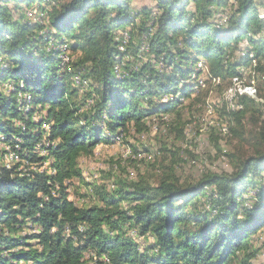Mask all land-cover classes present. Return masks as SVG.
<instances>
[{
  "label": "trees",
  "instance_id": "16d2710c",
  "mask_svg": "<svg viewBox=\"0 0 264 264\" xmlns=\"http://www.w3.org/2000/svg\"><path fill=\"white\" fill-rule=\"evenodd\" d=\"M151 1L0 0V144L13 156L1 149L0 264H251L258 254L264 115L246 95L222 116L236 139L254 117L256 157L231 172L119 183L91 190L90 206L68 200L79 158L128 127L141 133L145 119L172 113L180 137L182 100L201 103L200 82L228 88L250 68L264 100V0ZM29 8L41 19L27 20Z\"/></svg>",
  "mask_w": 264,
  "mask_h": 264
},
{
  "label": "rangeland",
  "instance_id": "374dc122",
  "mask_svg": "<svg viewBox=\"0 0 264 264\" xmlns=\"http://www.w3.org/2000/svg\"><path fill=\"white\" fill-rule=\"evenodd\" d=\"M131 5L134 9H138L144 5L152 6L153 2L131 0ZM188 8L193 7L190 4ZM41 12L36 8H29L25 16L27 20L33 22L38 18L41 19L43 15ZM259 16L264 17L262 10H259ZM141 60L145 61L146 58L142 57ZM250 60L254 65V60ZM66 61L65 59L64 62ZM242 75V78L232 80L228 88L224 84L206 82L203 85L200 82V86L204 87L201 89V103L194 104L191 100H182V108L179 110L181 114L179 123L182 129L180 137L174 133L173 129L170 130L171 124L174 123V115L168 113L145 119L146 130L141 133L128 127L126 132L120 134L121 139H117L115 143L97 145L92 156L79 158L78 165L82 171V181L74 180L71 183L67 191L68 200L78 206H90L96 203L98 198L95 195V198L89 199L91 190L110 192L117 188L119 183L128 185L142 182L149 186H156L168 175L172 179H177L182 186H186L196 182L207 172L229 173L237 162L256 157L257 142L254 134L258 132V128L248 122L254 117L252 119V116L246 115L241 122L245 137L236 139L228 135L229 124L222 116L223 111L232 112L239 109L237 95L240 93L247 97H251L248 94L253 93L252 100L258 105L257 114L264 115V100L257 96L258 93L254 88L255 81L251 79V77L257 78L258 75L250 68L245 69ZM75 80L78 83L79 80L77 78ZM41 166L42 169H50L49 162H44ZM30 168L38 170L35 166ZM261 179L264 183V172L261 173ZM86 184L91 187L88 188ZM253 193L254 191L249 189L243 195V201L247 203ZM121 206L125 207L126 204ZM25 232L30 233L26 230ZM135 234L133 231L129 232L131 238L143 244L144 249L151 245L150 238L140 239ZM254 246L259 249V252L251 264H264L262 236L256 243L254 242ZM143 247L139 250L142 251Z\"/></svg>",
  "mask_w": 264,
  "mask_h": 264
},
{
  "label": "bare ground",
  "instance_id": "6f19581e",
  "mask_svg": "<svg viewBox=\"0 0 264 264\" xmlns=\"http://www.w3.org/2000/svg\"><path fill=\"white\" fill-rule=\"evenodd\" d=\"M233 80H234V79H233ZM235 81H236V78H235ZM247 90H248V89H247ZM247 90H246V91H247ZM249 91H250V90H249ZM238 92H239V91H238ZM240 95H243V94L240 93ZM248 95L251 96L250 98L253 97V96H252L253 93H250V94H248ZM235 96H236V95H235ZM233 97H234V96H233ZM248 97H249V96H248ZM252 99H253V98H252ZM233 100H234V99H233ZM230 101H231V100H230ZM235 102H236V101H235ZM231 103H232V102H231ZM238 103H239V102H238ZM228 104H229V103H228ZM239 105H241V104H239ZM236 106H237V105H236ZM232 107H233V106H232ZM240 108H241V107L239 106V109H240ZM233 110H234V109H233ZM236 110H237V109H236ZM225 131H226V130H225ZM0 145H1V144H0ZM2 150H3V149H2ZM4 150H5V149H4ZM6 152H7V151H6ZM1 153H2V152H1V149H0V160H1V156H2ZM9 156L11 157V159L9 158ZM3 157H4V159L6 158L7 163L13 160V156H12L11 154H7V155L5 154V155H3ZM7 165H8V164H7ZM45 170H46V169H45ZM155 252H156V251H155Z\"/></svg>",
  "mask_w": 264,
  "mask_h": 264
},
{
  "label": "built area",
  "instance_id": "2783aa9c",
  "mask_svg": "<svg viewBox=\"0 0 264 264\" xmlns=\"http://www.w3.org/2000/svg\"><path fill=\"white\" fill-rule=\"evenodd\" d=\"M9 148H10L9 146H2V145H0V149H7L8 154H9ZM9 158L11 159L10 156H9ZM43 169H44V168H43ZM43 169H42V166H41V167L38 168V171H39V170H43ZM44 170H45V169H44ZM48 174H50V173H48Z\"/></svg>",
  "mask_w": 264,
  "mask_h": 264
}]
</instances>
